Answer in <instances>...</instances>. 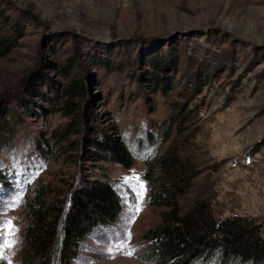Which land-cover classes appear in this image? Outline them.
I'll list each match as a JSON object with an SVG mask.
<instances>
[{"label": "rangeland", "instance_id": "374dc122", "mask_svg": "<svg viewBox=\"0 0 264 264\" xmlns=\"http://www.w3.org/2000/svg\"><path fill=\"white\" fill-rule=\"evenodd\" d=\"M12 19L22 35L0 55V173L16 185L0 192V264L25 263L24 203L39 183L60 196L85 179L118 184L123 212L56 264H156L143 234L162 209L144 172L174 145L200 165L190 198L264 234V0H0V26ZM69 72L85 87L74 118L58 108ZM148 133L160 145L132 167L97 160L93 142L141 152Z\"/></svg>", "mask_w": 264, "mask_h": 264}, {"label": "trees", "instance_id": "16d2710c", "mask_svg": "<svg viewBox=\"0 0 264 264\" xmlns=\"http://www.w3.org/2000/svg\"><path fill=\"white\" fill-rule=\"evenodd\" d=\"M17 26L14 19L0 26V55L18 46L17 39L22 34ZM64 77L66 84L58 108L65 116L74 118L85 87L77 74L69 72ZM6 116L16 118L15 111H9ZM172 127L163 135L164 142L171 138ZM65 129L67 132L73 130L69 126ZM2 130L9 131L5 126ZM151 135L148 133L141 152H138L139 147L126 150L110 140L105 144L93 142L105 151L98 152L96 158L132 167L137 154L148 155L160 145ZM158 152L146 160L144 178L151 184L149 203L162 209V219L143 234L148 241L143 257L153 258L156 264H264V234L260 223L253 217L238 215L216 218L208 199L189 197L200 174V165L191 152L182 151L180 145ZM12 178L13 175L3 178L0 173V182L8 180V184H2L6 187L0 185V191L9 186L14 189ZM70 184L59 196L51 182L41 181L32 199L27 196L24 211L29 223L25 233L24 264H56L61 258L68 261L76 258L77 238H88L89 232L114 224L121 216L123 203L118 184L105 179H85L72 193Z\"/></svg>", "mask_w": 264, "mask_h": 264}, {"label": "snow or ice", "instance_id": "6c2138e0", "mask_svg": "<svg viewBox=\"0 0 264 264\" xmlns=\"http://www.w3.org/2000/svg\"><path fill=\"white\" fill-rule=\"evenodd\" d=\"M128 181H125V183H127ZM141 191L139 192V196L142 198L143 197V186L141 185ZM136 211H139V207L137 206L136 207ZM5 227L9 230V233L11 234V229H12V223L11 221H8L5 225ZM131 237V232L129 231L128 234H127V238L130 239ZM12 243L14 242H9L8 246H12ZM115 247L119 250V249H122V248H125L126 247V243L124 241H121V242H118ZM128 255H132V251H129L127 252Z\"/></svg>", "mask_w": 264, "mask_h": 264}, {"label": "water", "instance_id": "95a60500", "mask_svg": "<svg viewBox=\"0 0 264 264\" xmlns=\"http://www.w3.org/2000/svg\"><path fill=\"white\" fill-rule=\"evenodd\" d=\"M0 192H2V191H0Z\"/></svg>", "mask_w": 264, "mask_h": 264}]
</instances>
